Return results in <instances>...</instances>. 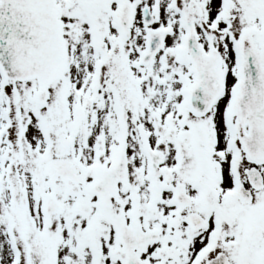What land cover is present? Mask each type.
Returning <instances> with one entry per match:
<instances>
[{
  "label": "snow or ice",
  "instance_id": "snow-or-ice-1",
  "mask_svg": "<svg viewBox=\"0 0 264 264\" xmlns=\"http://www.w3.org/2000/svg\"><path fill=\"white\" fill-rule=\"evenodd\" d=\"M0 264H264V0H0Z\"/></svg>",
  "mask_w": 264,
  "mask_h": 264
}]
</instances>
